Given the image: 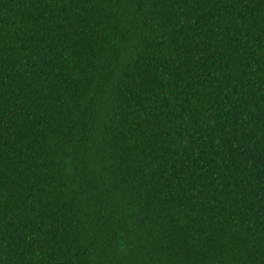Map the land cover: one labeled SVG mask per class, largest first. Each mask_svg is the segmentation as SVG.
<instances>
[{"label":"trees","instance_id":"obj_1","mask_svg":"<svg viewBox=\"0 0 264 264\" xmlns=\"http://www.w3.org/2000/svg\"><path fill=\"white\" fill-rule=\"evenodd\" d=\"M0 264H264V0H0Z\"/></svg>","mask_w":264,"mask_h":264}]
</instances>
